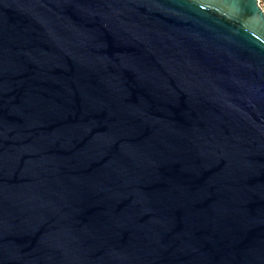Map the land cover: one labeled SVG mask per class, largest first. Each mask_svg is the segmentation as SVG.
I'll return each instance as SVG.
<instances>
[{
    "label": "water",
    "instance_id": "1",
    "mask_svg": "<svg viewBox=\"0 0 264 264\" xmlns=\"http://www.w3.org/2000/svg\"><path fill=\"white\" fill-rule=\"evenodd\" d=\"M0 264H264L257 0H0Z\"/></svg>",
    "mask_w": 264,
    "mask_h": 264
},
{
    "label": "built area",
    "instance_id": "2",
    "mask_svg": "<svg viewBox=\"0 0 264 264\" xmlns=\"http://www.w3.org/2000/svg\"><path fill=\"white\" fill-rule=\"evenodd\" d=\"M257 4L261 11L264 13V0H257Z\"/></svg>",
    "mask_w": 264,
    "mask_h": 264
}]
</instances>
